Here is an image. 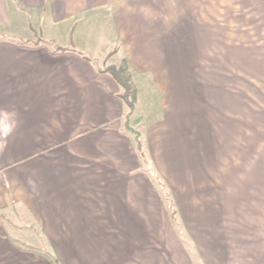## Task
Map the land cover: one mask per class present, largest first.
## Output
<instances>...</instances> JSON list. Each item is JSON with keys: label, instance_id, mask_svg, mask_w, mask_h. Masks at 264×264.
<instances>
[{"label": "crops", "instance_id": "obj_1", "mask_svg": "<svg viewBox=\"0 0 264 264\" xmlns=\"http://www.w3.org/2000/svg\"><path fill=\"white\" fill-rule=\"evenodd\" d=\"M107 61L175 93L189 70H264V0H0V264H158L144 150L199 264H264V109H248L245 180L201 191L190 100L146 141Z\"/></svg>", "mask_w": 264, "mask_h": 264}, {"label": "rangeland", "instance_id": "obj_2", "mask_svg": "<svg viewBox=\"0 0 264 264\" xmlns=\"http://www.w3.org/2000/svg\"><path fill=\"white\" fill-rule=\"evenodd\" d=\"M12 40L21 42L19 38ZM24 42L32 44L30 40ZM107 62L104 70L110 73L115 68L110 61ZM187 72L193 84L175 86L176 93H173L170 88L165 92L162 86L152 85L146 77H130L123 71L122 74L127 75L119 76L117 90L120 97L126 96L132 105L131 114L126 117L127 125L132 120L147 141V136H151L149 123L157 124L161 120L165 105L171 107L178 101L187 102L189 99L192 103L190 139L194 157L183 164L185 175H190L193 186L198 177L201 191L229 188L231 175L245 180L247 113L248 109L254 108L257 117L258 111L264 109V70L201 69ZM124 105L128 115L129 108ZM143 158L144 172L150 176L153 191L159 196L158 225L153 231H143L144 237L157 239L158 264H199L196 249L183 224L184 215L179 207L182 206V196L174 197L170 183L156 173L145 150Z\"/></svg>", "mask_w": 264, "mask_h": 264}, {"label": "trees", "instance_id": "obj_3", "mask_svg": "<svg viewBox=\"0 0 264 264\" xmlns=\"http://www.w3.org/2000/svg\"><path fill=\"white\" fill-rule=\"evenodd\" d=\"M111 76H112V78L114 79V81L117 83V84H120V79H119V75H118V73H117V71L114 69V70H112V72H110L109 73ZM120 99L125 103V104H127V106H128V108H129V113H128V115H126V117H129V114H131V109H132V105L131 104H129L128 103V101H127V98H126V96L124 97H120ZM128 130H130L132 133H134V135H135V141H136V143H137V148L140 150L141 148H140V139H139V135L138 134H135V132L133 131V130H131V129H129L128 128Z\"/></svg>", "mask_w": 264, "mask_h": 264}]
</instances>
